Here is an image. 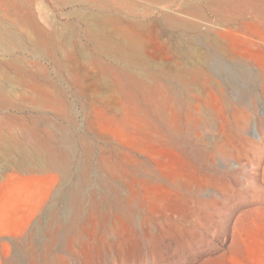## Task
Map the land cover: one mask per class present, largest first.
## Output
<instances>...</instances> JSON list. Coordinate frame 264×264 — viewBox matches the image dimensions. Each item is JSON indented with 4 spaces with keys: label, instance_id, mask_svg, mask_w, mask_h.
<instances>
[{
    "label": "rangeland",
    "instance_id": "374dc122",
    "mask_svg": "<svg viewBox=\"0 0 264 264\" xmlns=\"http://www.w3.org/2000/svg\"><path fill=\"white\" fill-rule=\"evenodd\" d=\"M15 1L53 37L30 44L29 30L15 25L23 15L0 0V62L43 65L61 96L51 100L65 111L48 101L36 107L22 90L0 106V119L18 126L3 132L30 146L29 126L45 140L47 126L67 143L55 148V169H18L0 157V264H264V0ZM112 17L135 22L136 35L119 33ZM106 40L130 61L111 50L105 57ZM183 62L206 77L188 86L163 79ZM126 71H135L136 85L125 82Z\"/></svg>",
    "mask_w": 264,
    "mask_h": 264
},
{
    "label": "bare ground",
    "instance_id": "6f19581e",
    "mask_svg": "<svg viewBox=\"0 0 264 264\" xmlns=\"http://www.w3.org/2000/svg\"><path fill=\"white\" fill-rule=\"evenodd\" d=\"M113 1H115V0H113ZM124 1V0H123ZM152 1V0H151ZM155 1H158V0H155ZM154 1V2H155ZM1 2L2 3H4V5H5V7H7V8H12L11 6H13V4L10 6L9 4L10 3H14V5L16 6V7H14L15 8V10L16 11H19L18 13H21L22 15H23V22H20L19 20H17L16 21V23H15V25L17 24L18 25V27L19 26H21V27H23V28H25V29H27V30H29V32H28V41L30 42V44L32 43V45H34V44H38L39 43V45H40V42H44V43H46L47 45H48V43H49V41L48 40H50V38L51 37H53L50 33H48L43 27H42V25L37 21V19H36V16H35V14L33 13V11H32V9L29 7V6H27V5H24V6H20L18 3H16L17 1H15V0H13V1H9V0H7V1H2L1 0ZM104 4H106V2L107 1H102ZM117 2V1H116ZM129 2V1H128ZM162 2V1H161ZM163 2H164V0H163ZM112 3V2H111ZM131 3H132V1H131ZM157 3V2H156ZM122 4V3H121ZM132 4H134V3H132ZM131 4V6H133ZM97 5V4H96ZM101 5H103V4H101ZM112 5V4H111ZM110 4H109V8L111 7H113V6H115V4L113 5V6H111ZM123 5H124V3H123ZM2 6V5H1ZM127 6H129L128 8H130V4L128 3V5ZM37 7V9L39 8L38 6H36ZM105 7H108V6H105ZM41 8V7H40ZM110 8V9H111ZM114 8V7H113ZM122 7H118L117 9L118 10H121V11H123V8L121 9ZM3 9H5V8H3ZM7 10V9H6ZM109 10V9H108ZM111 10H114V9H111ZM116 10V9H115ZM120 11V12H121ZM129 14V16H130V10L128 11V10H126ZM108 12H110V11H108ZM118 12V11H117ZM125 12V11H124ZM132 12H133V10H132ZM136 13V12H135ZM94 14V13H93ZM117 14V13H116ZM115 14V15H116ZM132 14H134V12L132 13ZM37 15H38V13H37ZM108 15H110V16H112V13L111 14H108ZM121 15V14H120ZM137 15V13L135 14V16ZM113 16H114V14H113ZM134 16V17H135ZM84 17V16H83ZM121 17V16H120ZM131 17V16H130ZM165 17H167V16H165ZM112 18H114V17H112ZM117 17H115L114 18V20L116 19ZM123 18V17H122ZM125 18H127V17H125ZM125 18H123V19H125ZM129 18V17H128ZM132 18V17H131ZM118 19V18H117ZM115 20L114 21V23H115V25H116V27H117V29L119 30V33H122L123 35H125V36H128V37H130V36H135L136 35V32H137V26H136V24H135V22H133V21H130V20H128V19H125V21H126V23H125V21H122L121 19H118V20ZM132 19H134V18H132ZM39 20V19H38ZM164 20H166V19H164ZM167 21H168V23L171 25V26H175V25H173L174 24V19H172V18H167ZM124 22V23H123ZM138 22V21H137ZM141 22V21H140ZM88 23H90V22H88ZM167 23V24H168ZM0 24H2V23H0ZM85 24V23H84ZM141 24V23H140ZM4 25H6V24H4ZM90 25V24H89ZM101 25V24H100ZM104 25H105V23H104ZM1 26V25H0ZM8 26V25H7ZM93 26V25H92ZM15 27V26H14ZM45 27V26H44ZM116 27H115V29H116ZM177 27V26H176ZM15 29V28H14ZM47 29V28H46ZM261 29V28H260ZM9 30V29H8ZM84 30H85V28H84ZM1 31V30H0ZM16 31V30H15ZM86 31H88V30H86ZM97 31H99V30H97ZM8 32V31H7ZM22 32V31H21ZM3 33V32H2ZM5 33V32H4ZM88 33H90V32H88ZM98 33V32H97ZM10 34V33H9ZM8 34V36L9 37H6V39H12V37L10 36ZM25 34H26V32H25ZM91 34V33H90ZM100 34V33H99ZM102 34V33H101ZM101 34H100V36H101ZM85 35V34H84ZM84 35H83V37H84ZM102 35H104V34H102ZM13 36V35H12ZM55 36V35H54ZM57 36V35H56ZM99 36V38H101ZM142 36V35H141ZM0 37L2 38V37H4V36H2V35H0ZM35 37H37V40L35 39ZM86 37V36H85ZM84 37V38H85ZM94 37V36H93ZM96 37V36H95ZM108 37V36H107ZM127 37V38H128ZM57 38V37H56ZM56 38H55V40H56ZM104 39H105V37H103ZM103 38H101V39H103ZM124 38V37H123ZM131 38V37H130ZM138 38V37H137ZM54 39V38H53ZM86 39V38H85ZM89 39H91V38H89ZM96 39V38H95ZM109 39H110V37H109ZM134 39H136V38H134ZM0 40H2V39H0ZM19 40V39H18ZM54 40V41H55ZM262 40V39H261ZM5 41V40H4ZM9 41V40H8ZM15 41V40H14ZM14 41H13V43H14ZM51 41V40H50ZM57 41V40H56ZM103 41V40H102ZM102 41H101V43H102ZM113 41H114V39H113ZM112 41V42H113ZM2 42H3V40H2ZM6 42V41H5ZM95 42H97V41H95ZM111 42V43H112ZM114 42H116V40L114 41ZM122 42V41H121ZM132 42H134V41H132ZM1 43V42H0ZM10 43V42H9ZM17 43H19V42H17ZM21 43V42H20ZM53 43V42H52ZM110 42H108L107 40L106 41H104V44H105V47H106V51L105 52H103V54H104V56L105 57H109V55H112V54H110L111 53V51H113L114 53H115V55L114 56H116L117 57V59H119V61H121V62H123V63H127L126 61H130V59H131V57H130V54H128L126 51H125V49L123 48V46L122 45H113V44H111ZM125 43V42H124ZM91 44V43H90ZM94 44V43H93ZM117 44H118V42H117ZM127 44V43H126ZM3 45V44H2ZM9 45V44H8ZM13 45V44H12ZM24 45V44H23ZM43 45V44H42ZM45 45V44H44ZM44 45H43V47H44ZM50 46L52 45V47H53V44H49ZM100 45L101 44H99V47H100ZM22 46V43H21V45H20V47ZM27 46H28V44H27ZM30 46V45H29ZM56 46H57V43H56ZM103 46V45H102ZM129 46V45H128ZM0 47H2V46H0ZM11 47H13V46H11ZM26 47V46H25ZM37 47V46H36ZM51 47V48H52ZM58 47V46H57ZM96 47V46H95ZM2 48H4V47H2ZM7 48H10V47H7ZM34 48H35V46H34ZM41 48V47H40ZM60 48V47H59ZM65 48V47H64ZM127 48V47H126ZM190 48V47H189ZM15 49V48H14ZM32 49V48H31ZM48 49V48H47ZM53 49V48H52ZM2 50H4V49H2ZM19 50V49H18ZM23 50H24V48H23ZM33 50V49H32ZM42 50V49H41ZM50 50V49H49ZM61 50V49H60ZM99 50V49H98ZM111 50V51H110ZM136 50V49H135ZM1 51V50H0ZM13 51V50H12ZM21 51V50H20ZM38 51V50H37ZM45 51H46V49H45ZM51 51V50H50ZM94 51H95V49H94ZM96 51H97V49H96ZM7 52V51H6ZM5 52V53H6ZM44 52V51H43ZM43 52H42V56H43ZM53 52V51H52ZM56 52V51H55ZM54 52V53H55ZM59 52V51H58ZM100 52V51H99ZM221 51L220 50H215V53H220ZM2 53V52H1ZM8 53H10V52H8ZM13 53V52H12ZM53 53V54H54ZM65 52H63V54H64ZM131 53V52H130ZM38 54V53H37ZM46 54H47V52H46ZM46 54H44V55H46ZM51 54V53H50ZM56 54V53H55ZM62 54V53H61ZM67 54V53H66ZM69 54V53H68ZM188 54H189V57L191 58V59H195V58H198V57H196V56H198L197 54H196V52L193 50V49H190V50H188ZM32 55V54H31ZM48 55L49 54H47V58H48ZM35 59H43L42 58V56H35V55H32ZM59 56V55H58ZM57 56V57H58ZM62 57H63V55H61ZM100 56V55H99ZM49 57H51L50 55H49ZM55 57H56V55H55ZM65 57V56H64ZM69 57V56H68ZM141 57V56H140ZM59 58V57H58ZM72 58V57H71ZM137 58V57H136ZM49 59V58H48ZM52 59V58H51ZM50 59V60H51ZM97 59V58H96ZM106 59V58H105ZM201 59V60H200ZM199 60H200V63H201V65H202V67H209V64H210V56L209 55H207V54H205V55H203L202 56V58H200ZM17 60V58L15 59V60H6V61H3V62H0V106L1 105H3L2 107H4V105H11V97L13 96V95H15L17 92H19L20 93V91L22 92V90L25 92V93H21L20 94V98H30V100H32V102L33 103H35V106L36 107H38V105H40L39 103H41V101H48V104H44L45 105V107H49V109H53V110H58L57 108H59L60 106H62L61 107V109L64 107L63 106V103H62V100H58V99H61L60 97V95H58V93L57 94H55L54 95V91L52 90L53 88H55L54 86H53V83H51V81H47V79H45V76L48 74H46V68L43 66V65H41V64H34V66H33V63L34 62H32V67L34 68V67H36V70L35 71H31V70H28L27 68H26V65L23 63V62H19V61H16ZM33 60V59H32ZM110 60H112V59H110ZM109 60V61H110ZM198 60V61H199ZM118 61V62H119ZM134 61V60H133ZM195 61V60H194ZM53 62V61H52ZM60 62V61H59ZM112 62V61H111ZM114 62V61H113ZM55 63V62H54ZM63 63V62H62ZM135 63V62H134ZM28 65L30 64V61H28V63H27ZM60 64V63H59ZM64 64V63H63ZM98 64V63H97ZM194 64V63H193ZM55 65H56V63H55ZM180 65V64H179ZM56 66H59L58 64L56 65ZM183 67H182V71L179 73V70H181V69H178V72H177V75H173V74H170V73H168V72H166V71H163V72H161V75H162V77H163V79L165 80V81H170V80H174V83H176V84H178V83H180V84H182V85H187L188 83H189V81H193V82H195V81H197L198 82V80H200V79H202V78H205L206 77V73L204 72V70L203 69H200L199 70V68L197 67V65H195V67L194 68H192V67H187L185 64H184V62H183V65H182ZM101 67V66H100ZM134 67V66H133ZM198 69H197V68ZM32 69V68H31ZM133 69H135V68H133ZM55 70V69H54ZM128 70V69H127ZM133 71V70H132ZM55 72V71H54ZM135 72V71H134ZM134 72H124L123 73V77L125 78V82L127 83V84H129L130 86H134V85H136L137 84V78L136 77H138L137 76V74H135ZM115 74H118L117 72L115 73ZM245 74V72H243V75ZM59 75H61V74H59ZM59 75H57L58 77H60ZM117 78H118V76H116ZM139 78V77H138ZM191 80H190V79ZM207 80H209L208 79V77L206 78ZM61 80V79H60ZM142 81H144V79L142 80ZM202 81V80H201ZM200 81V82H201ZM60 82V81H59ZM62 82V81H61ZM122 82V81H121ZM208 82V81H207ZM123 83V82H122ZM144 83V82H143ZM191 83V82H190ZM190 83L188 84V85H190ZM202 83V82H201ZM120 84V83H119ZM141 84V83H140ZM145 84V83H144ZM193 84V83H192ZM195 84V83H194ZM193 84V85H194ZM207 84V83H206ZM142 85V84H141ZM187 85V86H188ZM230 85V84H229ZM128 86V85H127ZM192 86V85H191ZM218 87V86H217ZM134 88H136V87H134ZM211 88V87H210ZM188 89V88H187ZM120 90V89H119ZM136 90H138V89H136ZM192 92V91H191ZM190 92V93H191ZM220 92H222V90L220 91ZM124 93V92H123ZM219 93V92H218ZM223 93V92H222ZM18 94V93H17ZM113 94H115V93H113ZM224 94V93H223ZM64 95V94H63ZM116 95V94H115ZM15 96H17V95H15ZM29 96V97H28ZM58 97V99L56 98V100H51V99H55V98H53V97ZM112 96H114V95H112ZM126 96V95H125ZM19 97V96H18ZM129 97V96H128ZM142 97V96H141ZM130 98H131V96H130ZM191 98L192 99H194V100H199V97L197 96V95H191ZM115 99H117L116 97H115ZM51 100V101H50ZM118 100V99H117ZM128 100V99H127ZM126 100V101H127ZM177 100V99H176ZM204 100V99H203ZM61 101V102H60ZM112 101H116V100H112ZM131 101V100H130ZM133 101V100H132ZM63 102H64V100H63ZM117 102V101H116ZM196 102H198V101H196ZM31 103V102H30ZM93 103H95V102H93ZM122 103V102H121ZM124 103V102H123ZM129 103V102H128ZM195 103V102H194ZM199 103L200 102H198V103H196V104H194L193 106H194V108L196 109V110H198V108H199ZM99 104V103H98ZM171 95H170V89L167 87V86H163V90H162V103H161V107L164 109V110H168L170 107H171ZM32 105V104H31ZM44 105H43V107H44ZM119 105V104H118ZM33 106V105H32ZM109 106V105H108ZM121 106H122V104H121ZM126 106V105H125ZM125 106H124V109H125V113H126V108H125ZM34 107V106H33ZM41 107H42V103H41ZM42 107V108H43ZM93 107H94V105H93ZM99 106H97V108H98ZM118 107V106H117ZM10 108V107H9ZM39 108H40V106H39ZM65 108V107H64ZM64 108H63V110H64ZM115 108H116V106H115ZM8 109V108H7ZM37 109V108H36ZM46 109H48V108H46ZM60 109V110H61ZM122 110V109H121ZM3 111V110H2ZM65 111V110H64ZM99 111V110H98ZM129 112V111H128ZM141 112V111H140ZM124 113V112H123ZM130 114V113H129ZM97 115V114H96ZM107 115V114H106ZM104 116V115H103ZM112 116V115H111ZM113 116H114V114H113ZM46 117V116H45ZM66 118H67V116H65ZM123 117V116H122ZM47 118V117H46ZM126 118V117H125ZM38 119V118H37ZM65 119V118H64ZM49 120V119H48ZM113 120V119H112ZM116 120V119H115ZM41 121V120H40ZM56 121V120H55ZM128 121V120H127ZM32 123H34L35 121L34 120H32L31 121ZM48 122H50V121H48ZM88 122V121H87ZM16 122H15V119H13V118H7V119H0V157H3V158H8V159H10L9 161L15 166V167H17L18 169H24L25 168V166L26 165H32L34 168H36V169H44V168H51V169H55V168H57V167H59V164H58V160H57V157H56V155H57V153L59 152H57V150L55 149L56 148V146H65V143H67L65 140H63V141H55V137H53V135L51 134V131L49 130V131H47L46 132V128H47V126H45L46 128L44 129V127H42L44 130H45V135H46V140L42 137V136H40L41 134H39V133H37V132H35V130H38V129H36V128H33L32 127V129H29L30 128V126H29V128L27 129V130H29V131H31V132H29V133H31V137L29 138H27V135H28V133H26V136H24V138L26 137L27 138V140L29 139H31V142H32V144L30 145V146H26L25 144V146L24 145H21V144H14L13 142H11L12 140H9V137H7L6 136V133H5V131L7 132V131H10V128L12 127V126H16V124H15ZM22 123V122H21ZM43 123V122H42ZM60 123V122H59ZM116 123H118V122H116ZM20 124V123H19ZM35 124V123H34ZM49 124V123H48ZM18 125V124H17ZM23 125H25V127L27 128L28 126L24 123ZM23 125H22V127H23ZM53 125V124H52ZM60 125V124H59ZM89 125H90V122H89ZM42 126H43V124H42ZM50 126H51V123H50ZM62 126V125H61ZM16 127H18V126H16ZM21 128V127H20ZM49 129H51V128H49ZM65 129V128H64ZM3 130H5L4 132H3ZM22 130H24L23 128H22ZM55 131H56V129H54ZM11 132V131H10ZM26 132V131H25ZM59 132V131H58ZM60 133V132H59ZM11 134V133H10ZM25 134V133H24ZM58 136V135H57ZM63 136H64V134H63ZM67 136V135H66ZM66 136L64 137V138H66ZM79 136H81V135H79ZM11 137H13V136H11ZM68 137V136H67ZM58 138H60L59 136L57 137V139ZM70 138V137H69ZM69 138H67V139H69ZM56 139V140H57ZM82 139H84V138H81V139H79V140H81L80 141V143H81V146H83V149H84V151H85V155H86V157H87V159H89L92 155V147H91V145H90V143H87V142H85L84 140H82ZM14 140V139H13ZM62 140V139H61ZM99 140V139H98ZM67 141H70V140H67ZM107 141V140H106ZM71 142H72V140H71ZM19 143V142H18ZM21 143V142H20ZM29 143V142H28ZM23 144V143H22ZM68 144H70L69 142H68ZM74 144V143H73ZM67 145V144H66ZM71 146H72V143H71ZM70 145H69V147L70 148H72ZM58 147V148H59ZM67 147V146H66ZM68 147V148H69ZM67 148V149H68ZM75 149V148H74ZM60 150V149H59ZM68 150H71V149H68ZM73 150V149H72ZM74 151V150H73ZM102 151V150H101ZM65 152V151H64ZM128 152H130V151H128ZM74 153V152H73ZM65 154V153H64ZM131 154V153H130ZM129 154V155H130ZM91 155V156H90ZM109 155V154H108ZM123 155L124 156H127L128 155V153L125 151V152H123ZM61 156V155H60ZM74 156V155H73ZM102 156H104V155H102ZM106 157V156H105ZM104 157V158H105ZM58 158H59V156H58ZM72 158H74V157H72ZM107 158V157H106ZM66 159V158H65ZM109 159V158H108ZM104 160V159H103ZM61 164H62V166L65 168V166L67 165V164H65V163H62L61 162ZM67 168H68V166H66ZM65 170V169H64ZM65 172V171H64ZM60 193V192H59ZM62 196H64L65 197V195H61L60 197H62Z\"/></svg>",
    "mask_w": 264,
    "mask_h": 264
}]
</instances>
